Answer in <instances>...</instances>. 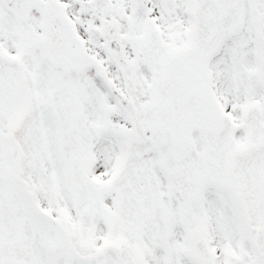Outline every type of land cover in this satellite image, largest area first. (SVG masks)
I'll list each match as a JSON object with an SVG mask.
<instances>
[{"label":"snow or ice","instance_id":"obj_1","mask_svg":"<svg viewBox=\"0 0 264 264\" xmlns=\"http://www.w3.org/2000/svg\"><path fill=\"white\" fill-rule=\"evenodd\" d=\"M0 264H264V0H0Z\"/></svg>","mask_w":264,"mask_h":264}]
</instances>
